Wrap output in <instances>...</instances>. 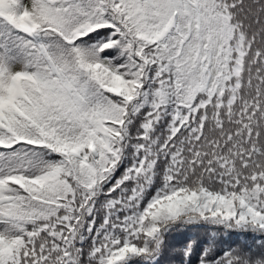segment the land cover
Listing matches in <instances>:
<instances>
[{
	"label": "snow or ice",
	"instance_id": "obj_1",
	"mask_svg": "<svg viewBox=\"0 0 264 264\" xmlns=\"http://www.w3.org/2000/svg\"><path fill=\"white\" fill-rule=\"evenodd\" d=\"M0 264H264V0H0Z\"/></svg>",
	"mask_w": 264,
	"mask_h": 264
}]
</instances>
